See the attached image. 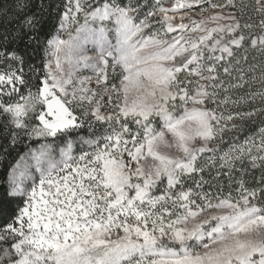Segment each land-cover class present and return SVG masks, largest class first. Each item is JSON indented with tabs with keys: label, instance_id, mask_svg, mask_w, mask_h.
Masks as SVG:
<instances>
[{
	"label": "snow or ice",
	"instance_id": "snow-or-ice-1",
	"mask_svg": "<svg viewBox=\"0 0 264 264\" xmlns=\"http://www.w3.org/2000/svg\"><path fill=\"white\" fill-rule=\"evenodd\" d=\"M32 8L0 3V264H264V0Z\"/></svg>",
	"mask_w": 264,
	"mask_h": 264
},
{
	"label": "trees",
	"instance_id": "trees-1",
	"mask_svg": "<svg viewBox=\"0 0 264 264\" xmlns=\"http://www.w3.org/2000/svg\"><path fill=\"white\" fill-rule=\"evenodd\" d=\"M0 3L11 6L15 3V0H0ZM35 3H36V0H33V8H32L33 11H35ZM3 23H4V17L0 15V26H2Z\"/></svg>",
	"mask_w": 264,
	"mask_h": 264
},
{
	"label": "rangeland",
	"instance_id": "rangeland-1",
	"mask_svg": "<svg viewBox=\"0 0 264 264\" xmlns=\"http://www.w3.org/2000/svg\"><path fill=\"white\" fill-rule=\"evenodd\" d=\"M215 2H223V0H215ZM88 74H90V73H88Z\"/></svg>",
	"mask_w": 264,
	"mask_h": 264
}]
</instances>
